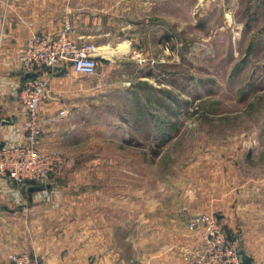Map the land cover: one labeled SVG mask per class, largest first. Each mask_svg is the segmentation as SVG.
I'll return each instance as SVG.
<instances>
[{
  "label": "rangeland",
  "instance_id": "1",
  "mask_svg": "<svg viewBox=\"0 0 264 264\" xmlns=\"http://www.w3.org/2000/svg\"><path fill=\"white\" fill-rule=\"evenodd\" d=\"M55 3L101 60L93 76L44 71L55 108L40 147L61 157L49 184L227 217L235 182L264 181V0Z\"/></svg>",
  "mask_w": 264,
  "mask_h": 264
},
{
  "label": "crops",
  "instance_id": "2",
  "mask_svg": "<svg viewBox=\"0 0 264 264\" xmlns=\"http://www.w3.org/2000/svg\"><path fill=\"white\" fill-rule=\"evenodd\" d=\"M59 11L55 0H0V146L26 142L29 117L20 100L27 77L25 47L33 34L65 27ZM78 37L90 42L93 35ZM54 108L43 103L40 121ZM9 180L0 182V262L4 264H9V254L24 253L40 264H186L179 248L202 240L200 233L188 229L192 217L186 212L188 204L168 205L169 197L165 208H157V200L143 199L147 207L142 209L140 194L126 203L119 192L110 197L93 187L81 188L80 182H53L33 191V185L21 188ZM229 198L222 225L242 237L240 246L251 264H264V181L235 182ZM126 205L131 209L128 213ZM158 209L164 213H157Z\"/></svg>",
  "mask_w": 264,
  "mask_h": 264
},
{
  "label": "built area",
  "instance_id": "3",
  "mask_svg": "<svg viewBox=\"0 0 264 264\" xmlns=\"http://www.w3.org/2000/svg\"><path fill=\"white\" fill-rule=\"evenodd\" d=\"M72 33V24L67 21L60 31L33 34L25 47L23 67L27 77L21 87L20 100L29 117L26 142L0 146V178H8L21 188L47 186L50 183L48 177L61 161L58 152L40 147L42 126L39 108L53 97L42 73L60 64H70L83 75L93 76L99 70L101 55L98 47L91 42L74 39ZM66 114L65 110L61 112L62 116ZM188 229L200 233L202 240L198 245L179 248L186 264H242V249L237 236L230 234L214 214H195L188 222ZM8 262L40 264L26 253L9 254Z\"/></svg>",
  "mask_w": 264,
  "mask_h": 264
},
{
  "label": "water",
  "instance_id": "4",
  "mask_svg": "<svg viewBox=\"0 0 264 264\" xmlns=\"http://www.w3.org/2000/svg\"><path fill=\"white\" fill-rule=\"evenodd\" d=\"M45 187L46 186H44V185L31 186L30 190L37 191V190L44 189ZM241 255H242V264H251L252 263V259L250 257L246 256L243 251H241Z\"/></svg>",
  "mask_w": 264,
  "mask_h": 264
},
{
  "label": "bare ground",
  "instance_id": "5",
  "mask_svg": "<svg viewBox=\"0 0 264 264\" xmlns=\"http://www.w3.org/2000/svg\"><path fill=\"white\" fill-rule=\"evenodd\" d=\"M120 47H122V46H119V48H117V49H110V48L106 47V48H103L101 50H103V51L105 50L104 53L109 54V55H112V54H115L118 51H120L121 50Z\"/></svg>",
  "mask_w": 264,
  "mask_h": 264
}]
</instances>
